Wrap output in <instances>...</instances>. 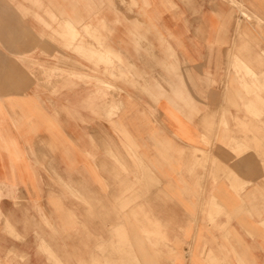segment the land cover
I'll use <instances>...</instances> for the list:
<instances>
[{"label": "crops", "instance_id": "crops-1", "mask_svg": "<svg viewBox=\"0 0 264 264\" xmlns=\"http://www.w3.org/2000/svg\"><path fill=\"white\" fill-rule=\"evenodd\" d=\"M26 1H0L28 9L0 12V264H264V0Z\"/></svg>", "mask_w": 264, "mask_h": 264}, {"label": "rangeland", "instance_id": "rangeland-1", "mask_svg": "<svg viewBox=\"0 0 264 264\" xmlns=\"http://www.w3.org/2000/svg\"><path fill=\"white\" fill-rule=\"evenodd\" d=\"M1 1V0H0ZM52 1V0H51ZM132 1V0H131ZM232 3L236 4L234 0H231ZM25 3H34V4H39V2L35 0H27ZM3 7L0 8V12L4 15H7V11H14L17 9H23L27 13L28 9L24 6V4H17L15 2L11 4L3 3ZM48 10V9H47ZM21 12V11H20ZM24 12V11H23ZM22 13L21 14H25ZM239 13L241 16H243L244 19H249L250 21L256 20L252 14L247 11L245 8L242 10H239ZM51 18L54 19L53 15L48 11L47 13ZM40 17V15H37ZM25 17V16H24ZM3 22V25L5 23L4 20L0 19V29L3 27L1 24ZM89 26V24H85V27ZM256 29L258 30H263L262 25L256 21L254 24ZM65 29L67 32H73L75 30L69 29L68 24L65 23ZM84 27V29H85ZM73 28V27H72ZM118 239H121V233H115ZM85 243H91V242H85ZM71 250V249H70ZM60 251V250H43V253L50 256L51 264H170L169 262V252H171L170 248H147L144 253H141L142 255H148L152 256V259L156 260V263H133V262H124V261H129L133 260V258H129L130 255H139L138 249L134 250L133 249H128V248H123L121 246L119 247H112V248H107V247H83L81 249H78V254L81 255L77 260L79 262H64V260H74V254L75 250L72 249V251ZM42 251V250H41ZM59 252V253H58ZM70 255H73V257H69ZM63 260V262H62Z\"/></svg>", "mask_w": 264, "mask_h": 264}, {"label": "bare ground", "instance_id": "bare-ground-1", "mask_svg": "<svg viewBox=\"0 0 264 264\" xmlns=\"http://www.w3.org/2000/svg\"><path fill=\"white\" fill-rule=\"evenodd\" d=\"M50 12H52V11H50ZM52 14H53V12H52ZM55 16H56V15L53 14V17H55ZM74 33H75V32H74ZM41 49H42V48H41ZM45 51H46V50H45ZM42 52H43V51H42ZM45 53H46V52H45ZM52 57H53V56H52ZM21 59H23V57H21ZM21 59H20V60H21ZM56 60H57V59H56ZM21 61H22V60H21ZM71 61H73V60H71ZM23 62H24V61H23ZM32 62H33V61H32ZM62 62H64V61H62ZM73 62H74V61H73ZM30 63H31V62H30ZM64 63H65V62H64ZM69 63H70V61H69ZM31 64H32V63H31ZM37 65H38V64H37ZM70 65H71V64H70ZM77 65H78V64H77ZM39 67H40V65H39ZM42 67H43V66H42ZM49 68H50V67H49ZM54 68H55V67H54ZM40 69H42V68H40ZM52 69H53V68H52ZM55 69H56V68H55ZM55 69H54V70H55ZM56 70H58V69H56ZM49 71H50V70H49ZM49 71H48V72H49ZM60 71H62V70H60ZM64 71H65V70H64ZM41 72H43V71L41 70ZM49 73H50V72H49ZM66 73H68V72L66 71ZM72 73L74 74V72H72ZM56 74H58V73H55V75H56ZM59 74H60V73H59ZM76 74H77V73L75 72V75H76ZM78 75H79V74H78ZM78 75H76V76H78ZM76 76H75V77H76ZM83 76H84V75H83ZM83 76L81 75L82 78H83ZM81 77H77V78H78V79H79V78L82 79ZM84 77H85V76H84ZM58 78H59V77H58ZM56 79H57V78H56ZM57 82H58V79H57ZM106 83H107V82H106ZM104 84H105V83H104ZM51 85L53 86L54 84H51ZM51 85H50V86H51ZM101 85H103V83H101ZM52 86H51V87H52ZM54 86H55V85H54ZM108 86H110V85H109V84L106 85V87H108ZM104 87H105V86H104ZM110 87H111V86H110ZM113 87H114V86H113ZM108 88H109V87H108ZM112 89H113V88H112ZM225 91H226V90H225ZM105 105L107 106V104H105ZM105 109H106V108H105ZM113 109H114V108H113ZM110 111L113 112L114 110H113V111L110 110ZM110 111H109V112H110ZM115 111H116V110H115ZM105 113L107 114L108 112L106 111ZM115 113H116V112H115ZM115 113H114V114H115ZM106 114H105V115H106ZM109 114H110V113H109ZM108 117H109V115L107 116V118H108ZM111 117H112V115H111ZM235 123H236V122H235ZM242 127H243V126H242ZM246 129H247V128H246ZM257 140H258V139H257ZM104 142H105V141H104ZM131 146H132V145H131ZM260 147H261V146H260ZM103 150H104V149H103ZM262 151H263V150H262ZM262 154H263V153H262ZM263 155H264V154H263ZM219 169H220V168H219ZM137 170H138V169H137ZM53 171H54V170H53ZM216 171H217V170H216ZM90 206H91V205H90ZM14 235H15V234H14Z\"/></svg>", "mask_w": 264, "mask_h": 264}]
</instances>
